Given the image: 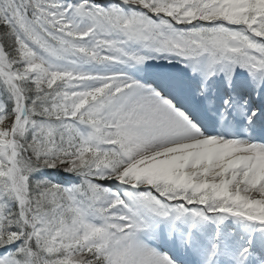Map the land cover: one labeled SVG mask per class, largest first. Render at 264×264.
<instances>
[{"label": "snow or ice", "instance_id": "snow-or-ice-1", "mask_svg": "<svg viewBox=\"0 0 264 264\" xmlns=\"http://www.w3.org/2000/svg\"><path fill=\"white\" fill-rule=\"evenodd\" d=\"M152 54L264 90V0H0V264H264V144L205 135Z\"/></svg>", "mask_w": 264, "mask_h": 264}, {"label": "bare ground", "instance_id": "bare-ground-1", "mask_svg": "<svg viewBox=\"0 0 264 264\" xmlns=\"http://www.w3.org/2000/svg\"><path fill=\"white\" fill-rule=\"evenodd\" d=\"M229 0H225L227 4ZM242 10L225 8L222 12L217 11L212 14L211 18L223 16L225 18L238 19ZM170 60L174 61L170 66L174 70H177V63L180 64V71L187 72L188 77L180 82H176L172 87L166 89L168 95L167 98H174L179 102L180 106H186L187 108L193 107L195 104L197 106L192 109L194 118L202 122V131L205 133L212 132L215 136H222L228 139L236 138L241 140H250L253 143L264 144V123L257 121L255 125V132L247 123L246 113L250 114L251 111H262L264 110V90H255L252 88L251 84L248 82V76L246 72H241L239 69L236 70V75L233 77V85L231 88L227 86V81L225 74L219 73L207 81L205 92L209 94L200 95V88L198 92L190 94L186 86L192 85L193 87H201L202 77L199 75L193 76L191 71L187 69L182 62L177 60L175 57H153L148 59L143 67L152 69L153 71L163 70L165 66L168 65ZM154 87V86H153ZM229 96L235 101L236 106L233 108L236 110V114L239 117V121L231 118L226 107L224 110L223 101L228 99ZM247 102V108L241 110L238 104H243ZM214 103L220 105L215 107ZM208 110L213 111V113H207ZM227 112V117L224 118V114ZM262 125V126H261ZM261 127V128H260ZM247 130V131H245ZM249 133H253L251 136ZM229 230H234L237 226L233 221H228ZM207 235L211 237L215 233V228L209 225L206 229ZM173 253L179 258L184 264H195V258L190 255H185L182 251L178 249H173Z\"/></svg>", "mask_w": 264, "mask_h": 264}, {"label": "rangeland", "instance_id": "rangeland-1", "mask_svg": "<svg viewBox=\"0 0 264 264\" xmlns=\"http://www.w3.org/2000/svg\"><path fill=\"white\" fill-rule=\"evenodd\" d=\"M69 2H75V0H69ZM97 2H113V0H97ZM152 55H153V57H156V58L164 56V55H159L158 56V55H155V54H152ZM143 66H144V64L137 66L135 69H133L131 71V75H133L136 78L139 72H143V73L146 72L147 70ZM113 70H115V69H113ZM55 171H57V170H55ZM59 172H61V171H59ZM63 177H65V176H63ZM71 178H77V177L74 176V177H71ZM77 180H78V178H77ZM105 186L111 188V190L113 192H119L121 197H124L125 192L129 191V189H127L126 186L118 185L115 182H106ZM140 190L141 191H146L147 189H140Z\"/></svg>", "mask_w": 264, "mask_h": 264}]
</instances>
